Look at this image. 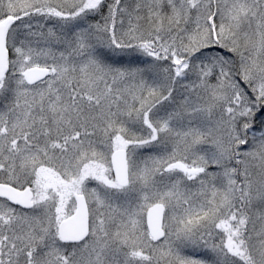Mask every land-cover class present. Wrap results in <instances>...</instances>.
Masks as SVG:
<instances>
[{"label":"snow or ice","instance_id":"snow-or-ice-1","mask_svg":"<svg viewBox=\"0 0 264 264\" xmlns=\"http://www.w3.org/2000/svg\"><path fill=\"white\" fill-rule=\"evenodd\" d=\"M0 264H264V0H0Z\"/></svg>","mask_w":264,"mask_h":264}]
</instances>
